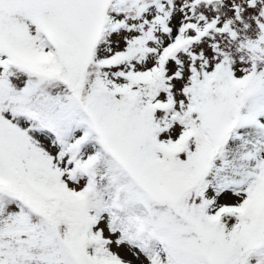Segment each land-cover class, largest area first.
Segmentation results:
<instances>
[{
	"label": "snow or ice",
	"instance_id": "1",
	"mask_svg": "<svg viewBox=\"0 0 264 264\" xmlns=\"http://www.w3.org/2000/svg\"><path fill=\"white\" fill-rule=\"evenodd\" d=\"M0 264H264V0H0Z\"/></svg>",
	"mask_w": 264,
	"mask_h": 264
}]
</instances>
